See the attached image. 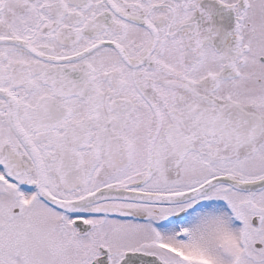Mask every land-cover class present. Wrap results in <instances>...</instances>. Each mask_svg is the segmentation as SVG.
Wrapping results in <instances>:
<instances>
[{
    "label": "snow or ice",
    "instance_id": "snow-or-ice-1",
    "mask_svg": "<svg viewBox=\"0 0 264 264\" xmlns=\"http://www.w3.org/2000/svg\"><path fill=\"white\" fill-rule=\"evenodd\" d=\"M0 264H264V0H0Z\"/></svg>",
    "mask_w": 264,
    "mask_h": 264
}]
</instances>
